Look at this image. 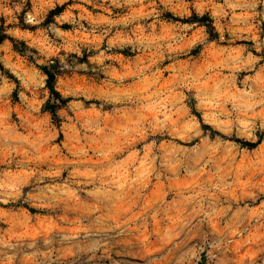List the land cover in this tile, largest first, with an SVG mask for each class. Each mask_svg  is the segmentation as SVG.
Returning a JSON list of instances; mask_svg holds the SVG:
<instances>
[{"label":"rangeland","instance_id":"obj_1","mask_svg":"<svg viewBox=\"0 0 264 264\" xmlns=\"http://www.w3.org/2000/svg\"><path fill=\"white\" fill-rule=\"evenodd\" d=\"M0 30V264H264V0H0Z\"/></svg>","mask_w":264,"mask_h":264},{"label":"trees","instance_id":"obj_2","mask_svg":"<svg viewBox=\"0 0 264 264\" xmlns=\"http://www.w3.org/2000/svg\"><path fill=\"white\" fill-rule=\"evenodd\" d=\"M56 11L60 12L61 8H58ZM194 20L198 23H201L203 26H205L208 32L210 33V35H213L212 22L208 16H202L201 18L194 16ZM7 39L9 38L6 36V34H4L0 30V44ZM38 69L46 76V88L48 89L52 99L58 102L59 105L65 104L67 100L63 99L54 87L57 72H54L49 66H39ZM58 106H53L51 108L50 111L53 116H55L56 109L58 108ZM238 141L240 142V140ZM241 143L248 148H253L256 145V143H250V142H241Z\"/></svg>","mask_w":264,"mask_h":264}]
</instances>
